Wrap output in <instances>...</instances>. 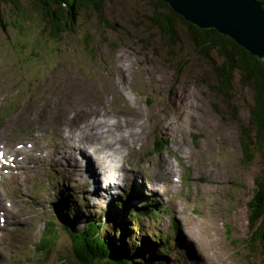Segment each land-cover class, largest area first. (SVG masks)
Returning a JSON list of instances; mask_svg holds the SVG:
<instances>
[{
  "label": "rangeland",
  "instance_id": "374dc122",
  "mask_svg": "<svg viewBox=\"0 0 264 264\" xmlns=\"http://www.w3.org/2000/svg\"><path fill=\"white\" fill-rule=\"evenodd\" d=\"M105 1L104 20L115 29L83 12L76 32L57 40L42 29L27 0H19L21 17L0 2V142L33 147L22 170L0 182V264H75L63 217L78 234L103 211L100 236L106 230L132 264H264L259 244L249 245L247 211L261 163L259 154L244 162L240 138L250 91L234 81L235 115L227 114L212 90L214 77L180 25L170 48L147 19L153 0ZM74 106L88 109L72 118L74 124L92 109V132L108 135L103 145L116 142L113 152H104L117 162L109 182L120 192L104 189L103 153L88 150L91 164L82 162L83 175L62 172L56 156L72 147L63 135L74 125ZM133 169L141 178L133 179L137 191L125 187ZM152 178L160 183L150 189ZM151 191L157 193L153 200ZM64 205H70L68 213ZM52 218L56 245L37 255L35 245Z\"/></svg>",
  "mask_w": 264,
  "mask_h": 264
},
{
  "label": "trees",
  "instance_id": "16d2710c",
  "mask_svg": "<svg viewBox=\"0 0 264 264\" xmlns=\"http://www.w3.org/2000/svg\"><path fill=\"white\" fill-rule=\"evenodd\" d=\"M258 1L264 3V0ZM0 2L9 3L17 12V17L23 16L24 11L19 0H0ZM27 2L40 19L42 29L55 40L61 38L64 33H75L77 19L83 12L94 14L99 26L115 29L104 20L107 8L105 0H27ZM152 5L147 18L152 28L158 31L159 36L170 48L179 40L178 26L184 29V36L191 44L195 55L206 63L214 77L216 85L212 90L221 99L223 108L228 111L227 114L235 115L230 96L232 83L237 81L241 88L250 91L251 103L247 107V122L240 128L241 150L244 162L247 163L259 154L261 170L254 180L256 186L254 195L247 204L250 215L249 245L259 244L264 254V61L256 60L226 36L213 30H201L185 22L160 0H153ZM2 21L0 14V23L4 26ZM215 112L220 113L216 108ZM70 209V205H64L62 211L68 213ZM145 209L148 213H154L147 207ZM134 212L137 213L135 209ZM106 215L107 212L103 211L97 218L87 219L78 234L75 233L76 228L69 224L70 221L63 217L61 229L70 239L78 264L96 262L132 264L129 254L117 251L112 239L106 236V230L104 235L100 236V230L104 229L102 219ZM46 226L34 248L37 255H46L56 245V219L49 220Z\"/></svg>",
  "mask_w": 264,
  "mask_h": 264
},
{
  "label": "water",
  "instance_id": "95a60500",
  "mask_svg": "<svg viewBox=\"0 0 264 264\" xmlns=\"http://www.w3.org/2000/svg\"><path fill=\"white\" fill-rule=\"evenodd\" d=\"M160 1L185 22L226 36L256 60L264 61V3L258 0Z\"/></svg>",
  "mask_w": 264,
  "mask_h": 264
},
{
  "label": "bare ground",
  "instance_id": "6f19581e",
  "mask_svg": "<svg viewBox=\"0 0 264 264\" xmlns=\"http://www.w3.org/2000/svg\"><path fill=\"white\" fill-rule=\"evenodd\" d=\"M72 106V105H71ZM72 109V108H71ZM76 109V110H75ZM61 111V109H59ZM70 110V108L68 109ZM73 111L75 110L76 112H73V116L74 117H71L69 116V122L70 124H74L72 122V118H77V116L79 115L80 112L84 111V110H88V109H84V107H76L74 106V108L72 109ZM91 112L94 113V111L92 109H89ZM58 112L59 115H62L63 113L61 112ZM63 111V110H62ZM66 111V109L64 110ZM72 112V111H71ZM91 112H85L83 113V117H80L79 119H81V122L79 124H74V125H68L70 126V129L66 130V132H69V134H62L65 138H66V141L69 142V146H72L70 148H66L65 150L62 149V150H59L57 152V160L59 161V164H60V168L62 169V172H65V176L68 178V177H72L74 174H81L83 175L84 172H83V168H82V162L83 161H87V164H91V161H89V157H87V152L88 150L92 151L93 153H103L104 156L99 158L100 160V163L102 166H104L108 172V175L105 179V181H109L112 179V177L110 176V173H112L113 171H115V169H112V166L114 163H117L114 159L111 160V154H109L108 156L106 155V152L108 151H112L111 148L113 145L116 144V142L114 143H108L107 145H103V142L104 141H107L106 139L109 138L108 135L106 133H101L100 135H97V133H93L92 131H94V128L92 127V124H90L87 120V118H89ZM114 113V112H113ZM116 113V112H115ZM118 113V112H117ZM51 114V113H50ZM54 114V113H53ZM66 114V113H65ZM56 115V114H54ZM67 115V114H66ZM58 116V115H57ZM66 117V116H65ZM66 120V119H65ZM62 123V121H61ZM59 124V123H58ZM67 124V123H66ZM69 128V127H68ZM85 128V129H84ZM80 129H82L80 131ZM65 130V129H64ZM80 133H82L80 135ZM90 133V134H89ZM55 136V135H54ZM104 140V141H103ZM100 141H102V144L100 143ZM19 142V141H18ZM34 142V141H33ZM75 144H79V145H82V147H75ZM98 144V146L96 145ZM59 145V144H58ZM95 146V148H94ZM64 147V146H63ZM106 151V152H104ZM116 151V153L118 152V156H122L121 154L122 153H119V151L117 150H114ZM18 154L20 155H24L25 156V159H29L31 158V153H29V151L25 150L24 148H20L17 150ZM113 152V151H112ZM99 155V154H98ZM116 156V155H115ZM48 157V156H47ZM117 157V156H116ZM87 158V159H86ZM118 158V157H117ZM121 161V160H120ZM119 161V162H120ZM99 162V161H98ZM161 163H163V161H161ZM52 167V165H49ZM55 166V165H53ZM122 165L119 166V168H121ZM123 168H125V172H128L126 169L125 166H123ZM119 170V169H118ZM134 170V169H133ZM130 171H132V169H130ZM121 172V171H120ZM134 174H131L130 176H127L126 177H129L127 179V185L125 187L127 188H134L135 191H137V188L136 186H134V183H133V179L137 178V179H140V175L138 174L137 171H133ZM167 172V171H166ZM149 174V173H148ZM189 176V174L187 175ZM118 178V177H117ZM158 178V177H157ZM124 179H125V176L121 177L120 180H121V183L123 184L122 186H124ZM151 180V179H150ZM160 181V179H153L151 180V184H150V189H153V187H157L159 186L158 182ZM138 185H143V181L142 183L137 180L136 182ZM135 183V184H136ZM160 183V182H159ZM94 186H97L99 188L98 185H95L93 184L92 187ZM143 187V186H142ZM170 189H173L174 186L172 184H169V187ZM105 189L107 190H111V191H119L120 192V189L118 188L117 185L115 184H112V183H108V185L105 187ZM163 191V193L165 192L164 189H161ZM161 190H158V192L160 193ZM92 192V191H91ZM93 193V192H92ZM152 194L154 195H151L149 196L150 200H153L154 197L156 196L155 192L151 191ZM162 195V194H161ZM110 196L112 197L111 193H110ZM161 198L160 197H157L156 200H155V203L156 204H159L161 203ZM0 202H1V199H0ZM6 206V205H5ZM9 207V206H8ZM10 210H6V214L9 213ZM10 216L12 215V212L10 211ZM8 216V215H7ZM15 216V215H14ZM191 248V246H189ZM197 247V246H196ZM193 250V249H192ZM199 250V249H198ZM194 253V252H193ZM197 254V253H196ZM200 254V253H199ZM202 254V253H201ZM195 256V254H194ZM195 258L197 260H199L198 257L195 256Z\"/></svg>",
  "mask_w": 264,
  "mask_h": 264
}]
</instances>
